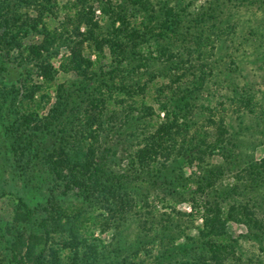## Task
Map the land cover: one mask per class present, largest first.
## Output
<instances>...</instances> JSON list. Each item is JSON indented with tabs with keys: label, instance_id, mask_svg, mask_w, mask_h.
<instances>
[{
	"label": "rangeland",
	"instance_id": "374dc122",
	"mask_svg": "<svg viewBox=\"0 0 264 264\" xmlns=\"http://www.w3.org/2000/svg\"><path fill=\"white\" fill-rule=\"evenodd\" d=\"M3 1L27 12L39 31L43 26L62 29L66 16L78 7L97 24L92 27L96 35L111 34L112 11H123L136 34L127 42L119 67L109 45L98 52L93 42L85 44L83 55L94 62L90 70L97 73L93 80L61 70L70 48L65 43L57 46L50 62L59 71L37 94L38 106L25 101L19 91L26 83L43 85L36 66L22 60L21 49L1 45L2 264H15L8 232L13 199H23L40 218L48 215L44 208L52 196L80 217L83 231L89 226L94 232L92 243L101 264H157L165 244L206 243L211 237L201 235L205 204L225 214L233 207L247 210L238 214L244 222L227 223V240L220 244L231 254L223 264H264V0H144V5L137 0H52L53 14H45L41 22L28 4H0ZM172 17L179 21L176 33L167 29ZM5 29L0 36L10 42L18 29ZM81 32H86L85 25ZM42 38L30 28L17 36L24 47ZM109 73L117 83L111 91L105 77ZM60 87L70 105L58 123L50 114ZM88 99H94L102 116L93 126L94 138L75 134L85 122L80 115ZM162 107L179 118L176 148L158 160L161 171L136 181L133 154L165 121ZM29 113L37 116L26 124L23 119ZM65 143L103 152L111 171L129 176L128 182H121L136 207L120 226L111 222L101 232L106 224L95 226L90 218L108 216L104 207L86 202L78 190L67 191L54 177L49 156ZM180 252L177 260L183 258ZM59 255L60 264H86L83 253L77 261L68 250Z\"/></svg>",
	"mask_w": 264,
	"mask_h": 264
},
{
	"label": "trees",
	"instance_id": "16d2710c",
	"mask_svg": "<svg viewBox=\"0 0 264 264\" xmlns=\"http://www.w3.org/2000/svg\"><path fill=\"white\" fill-rule=\"evenodd\" d=\"M51 1L18 0V4H28L40 15L41 22V17H44L45 14H53ZM143 1L137 0L136 2L144 5L146 1ZM10 4L6 1L0 4V29L17 28L18 31L10 42L6 40L5 35L0 36V48L1 45H7L12 49H21L22 60L36 66L37 75L43 80V85L33 83L27 85L26 83L19 89L23 99L32 106L38 102L37 94L44 90L45 85L54 82L58 74L59 70L55 69L50 62L51 52L57 46L65 43L70 48V55L65 57L60 66L61 70L64 72L74 71L84 78L93 80L97 77V73H92L90 70L94 62L83 55L85 44L93 42L98 52H103L104 46L109 45L119 67L126 52L127 42L136 34L135 31H130L126 16L122 14L123 11H112L113 29L111 34L107 37L96 35L92 27L96 28L97 24L93 23V19L78 7L73 11V14L66 16L62 23V29L50 30L47 26H43L42 31H39L36 21L30 19L27 12L23 14L20 7L12 8ZM167 15H172V13L168 11ZM178 24L179 21L173 18V21L167 25V29L176 33ZM83 25L86 26V32H81ZM29 28L34 32H39L43 38L38 43L24 47L17 40V36L21 32L28 33ZM64 32L70 36L65 37ZM91 74L93 75L91 76ZM105 77L109 83L108 89L111 91V88L117 85L115 76L113 73H109ZM86 103L88 104L87 109L80 115V119L82 117L85 122L75 129V134L80 137L94 138L96 132L93 126L100 124L102 116L94 99H88ZM69 105L64 97L63 87H60L58 101L51 110L50 120L59 123L66 111L69 110ZM162 112L166 116L165 121L160 124L155 133L146 138L145 143L140 145L133 154L131 168L136 173V181L145 173L161 171L156 166L158 160L165 152L174 151L176 148V137L180 134L178 129L181 128L179 118L165 107H162ZM36 116L29 113L26 117L24 116L23 122L28 124L34 121ZM220 130L223 135L225 129ZM49 160L54 177L64 184L67 191L78 190L86 202L96 201L104 207L108 216L90 218L91 224L95 226L106 224L101 228V232L107 230L112 225L111 222L120 226L125 216L136 207V202L127 195L128 189H125L124 183L121 182V178H126L125 180L128 182L129 176L118 175L111 171L103 152L95 151L92 147L86 151L80 145L65 143L49 156ZM261 169L264 173V157L261 161ZM13 202V216L8 232L12 238L9 251L15 264H60L59 252L62 250H68L76 261L80 253H83L82 258L86 264H101L97 245L92 243L94 232L92 233L89 226L86 227V231H83L84 226L80 217L71 215L65 205L55 196H52L49 207L44 208L48 215L40 218L36 217L35 211L23 199L15 198ZM204 206L201 235L211 237L210 240L193 247L188 244L177 246L173 243L165 244L164 250L157 257V264H223L228 259L231 254L229 247L220 244L227 240V223L229 221L244 222L238 217V214H246L247 210L233 207L225 214L219 207L213 208L207 204ZM247 220L248 218L245 221ZM30 228L33 229L30 230ZM200 250L203 253H200ZM177 251H181L179 255L183 257L181 260H177ZM0 264H2L1 259Z\"/></svg>",
	"mask_w": 264,
	"mask_h": 264
}]
</instances>
